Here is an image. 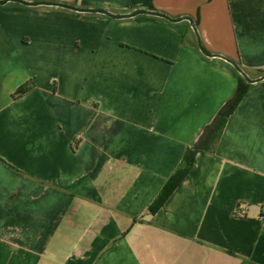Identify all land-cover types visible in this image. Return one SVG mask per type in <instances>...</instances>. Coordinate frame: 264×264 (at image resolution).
Here are the masks:
<instances>
[{"label": "crops", "instance_id": "1", "mask_svg": "<svg viewBox=\"0 0 264 264\" xmlns=\"http://www.w3.org/2000/svg\"><path fill=\"white\" fill-rule=\"evenodd\" d=\"M53 1L188 15L207 51L264 74V0ZM193 31L0 3V264H264V79L147 212L239 82Z\"/></svg>", "mask_w": 264, "mask_h": 264}, {"label": "trees", "instance_id": "2", "mask_svg": "<svg viewBox=\"0 0 264 264\" xmlns=\"http://www.w3.org/2000/svg\"><path fill=\"white\" fill-rule=\"evenodd\" d=\"M195 23L197 25V20ZM249 84L250 83L239 74V82L236 85L232 97L219 108L212 121L204 127L197 140L188 148V150H186L180 165L175 169L167 182L164 183L157 198L153 200L152 204L147 208L148 213H155L164 201L169 198L176 186L181 183L184 177H186L190 168L194 164L195 156L198 151L202 150L210 152L215 150L227 118L234 112L239 102L243 99ZM30 88L31 84L25 83L19 88L16 95L20 96L21 94L26 93Z\"/></svg>", "mask_w": 264, "mask_h": 264}, {"label": "water", "instance_id": "3", "mask_svg": "<svg viewBox=\"0 0 264 264\" xmlns=\"http://www.w3.org/2000/svg\"><path fill=\"white\" fill-rule=\"evenodd\" d=\"M8 1H17L20 4L24 5H53V6H59V7H65V8H70L71 10L78 11V12H87V13H102L105 16L112 17V18H129L135 15H142V14H147V15H155L156 17H161L167 20H170L172 22H177L183 19H186L189 21L192 29L194 30V34L196 37L198 49L205 54V56L208 57H221L223 60L227 61L228 63L232 64L233 67L239 72V74L248 82V83H257L260 82L264 79V74L258 76V77H251L249 76L239 65V63L227 56H222V54L218 53H211L205 49V46L203 45L201 38L198 33V27L194 20L189 17L188 15L180 16V17H172L165 12L155 10V9H135L131 12H126V13H121V12H111L110 10L104 9V7H95V8H87V7H80V6H75L71 5L68 2H61V1H53V0H0V3L5 4Z\"/></svg>", "mask_w": 264, "mask_h": 264}, {"label": "built area", "instance_id": "4", "mask_svg": "<svg viewBox=\"0 0 264 264\" xmlns=\"http://www.w3.org/2000/svg\"><path fill=\"white\" fill-rule=\"evenodd\" d=\"M263 210H264V208H263Z\"/></svg>", "mask_w": 264, "mask_h": 264}]
</instances>
